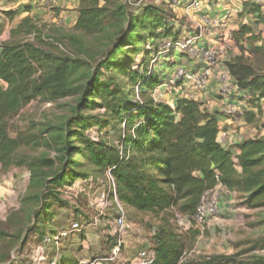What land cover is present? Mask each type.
Instances as JSON below:
<instances>
[{
  "label": "trees",
  "instance_id": "16d2710c",
  "mask_svg": "<svg viewBox=\"0 0 264 264\" xmlns=\"http://www.w3.org/2000/svg\"><path fill=\"white\" fill-rule=\"evenodd\" d=\"M78 1L74 34L28 16L0 46V168L30 170L31 189L21 205L27 209L35 207L30 216L31 221L36 218V223L28 225L27 233L38 234L41 241L46 236H57L59 230L53 226L54 208L71 207L66 198L75 194L79 180L92 189L90 186L98 184L97 176H101L107 186L100 199L103 192L112 191V178L125 211L129 208L157 218L165 216L154 230L152 245L147 249L155 255L153 264H264V256L187 257L201 235L194 224L188 228V220L194 221L206 193L224 186L227 191L243 196L248 205L264 206V138L245 139L224 147L219 142L220 119L205 107L207 103L179 93L174 106L155 98L156 88L163 82L168 85L178 67L196 65L187 55L170 52L168 55L180 54L189 61L175 66L169 75L160 73L149 68L152 55L149 51L138 68L133 66L134 57L143 52L136 46L145 40L169 44L183 39L178 38L170 16L161 8L145 5L130 13L124 0ZM4 14L9 20L16 16L15 12ZM245 15L257 18L258 25L264 22L261 7L251 0L244 4L242 18ZM99 34L109 36L108 47L94 66L82 58L85 48L82 41ZM234 37L238 43L247 42L252 53H264V40L254 32L253 26L241 24ZM259 43L262 44L258 47ZM242 50L246 52L247 48L242 45ZM122 54H127L128 59L122 58ZM226 69L240 94H247L243 98L248 99L251 109L260 111L261 102L264 103V72L248 64L244 56L227 62ZM120 77L128 81L122 82ZM132 86H137L138 92ZM188 90L185 89V95H189ZM70 97H77L74 117L61 127L53 126L43 132L51 136L45 145L55 149L58 158L32 161L20 158L23 147L40 146V143L37 138L29 139L22 133L11 137L9 122L35 101L55 103ZM230 102L235 101L230 99ZM97 109L105 110V115H88ZM256 117L253 111L247 113V122L253 123ZM94 127L111 129L95 141L87 134ZM111 137L114 139L110 140ZM86 165L94 168L95 177L81 171ZM109 200L114 202L113 192ZM111 209L116 218L105 239L109 244L114 243L112 249L117 242L113 226L117 210L104 211ZM178 214L186 226L179 223ZM74 219L70 224L93 222L80 217ZM100 227L104 229L103 225ZM8 236L0 229L1 242ZM85 237L83 240H87ZM72 238L77 239L75 235ZM11 239L16 240L12 243L15 247L21 237L15 235ZM258 248L264 250V245ZM107 253L93 254L92 258ZM8 259L9 251L1 254L0 262ZM78 261L71 258L61 264H79Z\"/></svg>",
  "mask_w": 264,
  "mask_h": 264
},
{
  "label": "rangeland",
  "instance_id": "374dc122",
  "mask_svg": "<svg viewBox=\"0 0 264 264\" xmlns=\"http://www.w3.org/2000/svg\"><path fill=\"white\" fill-rule=\"evenodd\" d=\"M62 1V0H61ZM61 1H53L51 4L36 3L34 0H23V4L15 11L23 14V18L28 16L39 18L50 25L56 24L63 28L66 33L74 34L73 27L75 22V5L72 0H65L62 4ZM64 1V0H63ZM218 6L222 9L223 17L216 19L224 20L226 15H233L231 21L224 20L225 24L229 28V32L232 33V44L228 52V61L230 62L236 57L244 56L248 64H251L258 71L264 72V53L255 54L252 53L250 46L245 41H236L234 33L238 31L241 24L253 26L254 32L260 35L264 40V22L260 25L257 24V18L253 15L244 16V4L250 0H216ZM210 0L204 1L203 11L212 8ZM130 13H136L142 9L145 5H155L161 8L167 15L170 16L171 25L174 27L175 33L178 34V38L184 37L183 35H190L197 32L196 25L193 19H200V14H189L187 7L182 3L175 0H124ZM216 6V5H215ZM230 6V8H227ZM225 7V8H223ZM29 11V12H27ZM26 12L29 13L26 15ZM232 12V14H231ZM4 13L0 14V21L5 17L9 19ZM218 15L217 14H213ZM78 18V14H77ZM264 20V14H263ZM231 24H230V22ZM6 24V22H5ZM4 24V25H5ZM230 26L237 27L236 31H233ZM118 33V31H114ZM10 37V35H9ZM108 35H96L89 36L83 39L84 51L82 58L88 60L91 65H96L97 61L103 58L106 54V48L108 47L107 39ZM9 39V38H8ZM7 41V40H6ZM167 44V43H166ZM164 41L145 40L142 44L136 47L143 49L140 55L135 56L133 66L138 68L145 58V53L149 51L152 53L149 58V68L158 69L160 73L164 72L167 75L173 72L174 67L182 64H186L189 58L180 54L173 55L161 53L166 46ZM262 43L257 44L258 47ZM243 47H246V52H243ZM135 49V48H133ZM162 52H157V51ZM249 50V51H248ZM73 51V50H72ZM105 53V54H104ZM128 59L127 54H122V58ZM186 61V62H185ZM226 65V63H225ZM197 67V65H195ZM175 67V68H176ZM113 75V72H111ZM109 76H107L108 78ZM127 82L128 80H123ZM138 92L137 86H132ZM169 92L176 95V91L169 90L166 82H163L161 86L156 88L154 96L158 101H166L165 103H171V98L168 97ZM187 94L191 95L190 91ZM177 96V95H176ZM243 98V97H242ZM239 96H233L230 99L235 101L241 113L237 117V121H234L236 128L232 130L231 136L233 138L238 137L240 139H252V138H264V103L261 102V110L257 111L251 109L247 103L248 99L242 100ZM137 100L140 98L137 95ZM198 100L200 98L198 97ZM208 109H219V104L216 102H209L205 104ZM221 105V104H220ZM77 106V97H70L60 100L55 103H42L35 101L28 107L23 109L15 118L9 122V131L11 137L15 138L19 133L25 135V137L32 139L37 138L40 146H34L33 144L23 147L19 153L20 158H26L29 161L38 160L40 158L55 159L58 158V154L55 149L48 148L45 143L51 138L50 135L45 136L43 132L50 127H61L72 117H74V110ZM224 105H221V108ZM254 112L257 117L253 123L247 122V113ZM106 111L97 109L93 111L92 116H103ZM233 123V124H234ZM124 126V125H123ZM56 129V128H54ZM111 128H91L87 134L92 137L93 140L98 141L102 137H105L106 130ZM114 134V133H113ZM112 136V135H111ZM32 137V138H31ZM231 137V138H232ZM111 137L110 140H113ZM81 171L94 175V168L90 165H86ZM100 177L98 184H95L92 189H89L87 183L83 180L77 182V186L80 185L76 192H84L82 194L72 195L66 198L70 201L71 207L60 208L55 207L54 213L56 215L53 226L55 230H59V233L67 228L71 221L75 220V217L87 219L94 226L88 227L87 223L82 222L84 225L83 231L76 235L77 239L70 237V239L62 240L60 244L41 241L40 237L36 238L35 234L27 233L28 225L32 226L36 223V218L33 217L31 221V211L35 209L31 206L30 209L24 208L21 205L22 198H24L31 189V173L28 168H11L9 171H5L0 168V229L6 232L9 236L4 242L0 241V256L2 253L9 251V259L0 264H59L67 262L68 259L76 257H91L93 254H102L109 252L113 242L110 244L107 242L106 233L110 229L113 219L116 218V213L112 211L102 212L103 206L102 199H100V193L107 186L104 182V177ZM81 185V183H83ZM68 196V195H67ZM221 206L219 213L215 216H210L206 220L203 226L197 225L194 221L188 220V228L194 224L195 229L201 232V235L196 239L194 247L188 252L187 257L200 258V257H215V256H235L241 255L242 258H251L254 256H264V250H259V246L264 245V206L255 208L252 205H248L243 196L238 193L224 190L221 194ZM127 211V224L128 232L126 237V248L124 251V259L131 261L136 254L144 249H149L152 245V236L154 230L162 223L161 218L154 217L153 215L143 214L136 212L132 209L126 208ZM177 216H181L178 214ZM96 223L99 227L96 229ZM103 225V228L100 227ZM177 225V224H176ZM103 233H102V232ZM111 231V230H109ZM20 236L21 239L17 244H12L16 240H12V236ZM84 235L90 240L86 243L83 240ZM50 237V236H49ZM48 238V236H46ZM86 238V237H85ZM79 239V240H78ZM105 240V242H104ZM25 244L22 245V242ZM21 242V243H20ZM109 244V245H108ZM86 247H89L88 249ZM89 253V254H88ZM81 258V261L84 259Z\"/></svg>",
  "mask_w": 264,
  "mask_h": 264
},
{
  "label": "built area",
  "instance_id": "2783aa9c",
  "mask_svg": "<svg viewBox=\"0 0 264 264\" xmlns=\"http://www.w3.org/2000/svg\"><path fill=\"white\" fill-rule=\"evenodd\" d=\"M175 1L180 3L183 2L189 14H200L203 12L205 0ZM251 1L260 6L262 14H264V0ZM228 18H230V15H226L224 20H228ZM224 20L202 17L201 22L198 24L196 23L197 32L195 34L183 37L182 41L170 42L164 47L161 56L170 52H177L187 55L191 61L196 63L197 67H178L172 74L167 85L170 90H175L186 98L198 101V94L206 91L211 81L215 79L217 82V96L226 101L225 106L222 108V114L228 121L234 123V121H237V117L241 113V110L236 102H230V98L235 95L246 98L247 94H240L238 87L235 85V80L226 69L225 63L228 61V52L233 42L232 33L229 32L230 30ZM213 27L217 30V33L213 34L212 39L209 40L208 36L211 35L209 29ZM178 83L182 85L177 86ZM185 89L194 91V93L185 95ZM219 142L224 147L231 144V134L226 133L221 128ZM110 183L112 185V191L103 192L101 195L104 207L102 210L104 211L106 208H115L117 210V219L113 225L115 227L114 233L117 237V242L107 254L94 256L89 260L81 261L79 264H153L155 262V255L151 250L147 249L139 251L131 261L124 259L128 232L127 213L122 204L118 201L116 185L112 178ZM82 184H84V182L81 183V185ZM79 188L80 185H76V189ZM224 190H226L224 186H219L217 189L204 195L203 201L194 219L197 225L203 226L208 217L215 216L219 213L221 194ZM111 192L114 193V202L109 200ZM177 219L181 225H187L184 223L181 216H177ZM91 225L94 226L93 224H88V227ZM83 229L84 225L75 222L70 224L69 228L61 231L57 236L48 237L45 241L48 243L60 244L62 240L70 239L74 234H80ZM35 236L36 238L39 237L38 234ZM54 263L59 264L58 262Z\"/></svg>",
  "mask_w": 264,
  "mask_h": 264
},
{
  "label": "crops",
  "instance_id": "0c3cea01",
  "mask_svg": "<svg viewBox=\"0 0 264 264\" xmlns=\"http://www.w3.org/2000/svg\"><path fill=\"white\" fill-rule=\"evenodd\" d=\"M34 1L36 3H40L41 2V3H46V4H51L53 1L55 2V0H34ZM56 1H61V0H56ZM72 1H73L74 5H75L74 8L77 10L78 7H79V1L78 0H72ZM61 2L63 4V3H65V0L64 1L62 0ZM209 3L213 5L212 8L203 11V13L200 16V19H198V20L197 19H193V22L195 23V25H196V23L198 24V23L201 22V18L202 17L209 18V19H216V18L224 16L223 15L224 11H222V9H221L222 7L220 8L218 6V4H216L217 3L216 0H210ZM22 4H23V0H0V11L1 12H15V11H18L17 9L19 7H21ZM223 8H225V7H223ZM227 8H230V6H228ZM217 13H218L217 16L216 15L213 16V14H217ZM28 14L29 13L26 12V15H28ZM75 14H76L75 19L77 20V12H75ZM231 14H232V12H231ZM0 16H2V15L0 14ZM232 18H233V15H232V17L230 15V19L229 20L231 21ZM23 19H24L23 18V14H21V13H17V16H15L13 20H9V19H6L5 17H3V19L0 21V46H1V44L3 42L8 40L11 30L17 28L21 24ZM5 22H6V24H5ZM230 24H231V22H230ZM230 28H232L233 31H236V29H237V27H235V26H232V27L230 26ZM209 30H210V34L211 35L208 36V39L210 40V39H212V35L217 33V30L214 27L209 29ZM188 91H190V90H188ZM190 92L194 93V91H190ZM169 95L170 96L168 98L169 99L171 98V103H169V105L174 106L175 100H176V98L178 96L174 95L171 92H169ZM198 97L200 98L201 102H203V103L216 102L217 104H219V109H214L213 111L218 114V117L220 119V127L228 134L233 133L232 130L234 128H236V125H235V123L233 124L232 122L228 121L222 115V109H220V108H221V105H224L226 103V101L224 99H222V98L217 96V82H216L215 79L211 81V83H210L209 87L206 89V91H203V92L198 94ZM161 102L165 103L166 101H161ZM231 141H232V143H239V142H242L244 140L240 139L238 137H235V138L232 137ZM89 240L90 239L87 238V240L85 239V242L87 243ZM86 248L88 249L89 247H86ZM81 258H83L84 261H85V260L91 259L92 256L91 257H86V258L81 256ZM76 259L81 261L77 257H76Z\"/></svg>",
  "mask_w": 264,
  "mask_h": 264
}]
</instances>
